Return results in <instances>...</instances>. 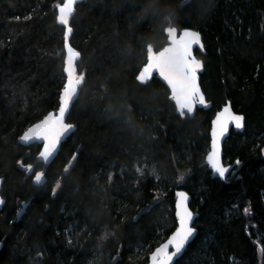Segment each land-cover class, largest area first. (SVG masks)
<instances>
[{
	"label": "trees",
	"instance_id": "16d2710c",
	"mask_svg": "<svg viewBox=\"0 0 264 264\" xmlns=\"http://www.w3.org/2000/svg\"><path fill=\"white\" fill-rule=\"evenodd\" d=\"M58 3L0 0V264H146L176 227L177 190L198 217L175 264H264V0L77 4L70 45L84 81L67 115L74 131L38 187L40 145L18 138L59 106ZM169 26L201 36L199 86L211 106L193 117L176 114L155 77L136 81L147 46L162 48ZM226 103L244 120L223 143V165H235L220 180L205 156Z\"/></svg>",
	"mask_w": 264,
	"mask_h": 264
},
{
	"label": "snow or ice",
	"instance_id": "6c2138e0",
	"mask_svg": "<svg viewBox=\"0 0 264 264\" xmlns=\"http://www.w3.org/2000/svg\"><path fill=\"white\" fill-rule=\"evenodd\" d=\"M188 0H186V3ZM77 0H62V3L56 5L59 15L57 20L65 26V48L67 49V57L63 71L67 74V82L64 84L59 96L58 115L53 116L49 113L40 122L32 125L24 132L19 139L25 143L35 140H43V150L40 156L47 161L56 151L57 145L62 136L73 129L71 123H66V113L69 112L70 105L74 103L78 96V89L84 81L83 73L77 74L74 61L79 57V53L73 50L68 45V34L72 29L69 27L70 17L73 15ZM182 8L184 5L181 6ZM167 32L169 43L162 50L154 51L152 45L147 46V62L137 75L136 79L142 84L146 83L150 78L153 70L159 72V75L167 82L171 92V99L175 102L176 109L181 117L189 115L193 112L194 106L198 103L205 105V97L201 92L200 86L197 83V73L202 67V62L196 59L193 55V45L201 44L200 33L189 29H184L179 32L169 26L165 29ZM244 117L231 112L229 107H225L222 112L218 113L216 119L212 121L211 130V151L207 154V162L217 173L221 179L225 177V173L229 171L220 160V137L227 131L229 122L234 123L237 129L243 127ZM240 163L239 160L236 161ZM28 170L31 171L32 166L28 165ZM67 171V168L65 169ZM139 172L140 169H137ZM42 173H35V181L41 182ZM60 184L57 182L56 188ZM55 193V189H53ZM177 196L180 198L177 201L176 216L179 221V227L168 238L167 242L160 245L151 253V264H173L174 257L178 256L185 247L189 238L193 235L194 229L190 227L192 213L188 210L185 193L179 192ZM4 201L0 199V204ZM245 213L249 210L245 208ZM108 234H105L106 239ZM171 246L172 251H169Z\"/></svg>",
	"mask_w": 264,
	"mask_h": 264
},
{
	"label": "water",
	"instance_id": "95a60500",
	"mask_svg": "<svg viewBox=\"0 0 264 264\" xmlns=\"http://www.w3.org/2000/svg\"><path fill=\"white\" fill-rule=\"evenodd\" d=\"M81 2H82V0H77L76 5L79 4V3H81ZM76 5H75V7H76ZM74 11H75V10H74ZM73 14H74V13H73ZM58 15H59V11H58V9L56 8V22H57L58 25H60V26L63 27V29H64V32H63V53H64L63 69H64L65 60H66V57H67V55H68V53H67V49L65 48V31H66V29H65V26L62 25V24H60L59 21L57 20ZM72 16H73V15H72ZM72 16H71V17H72ZM71 17H70V20H71ZM70 20H69V24H70ZM69 27H70V26H69ZM167 28H168V27H167ZM167 28H166V29H167ZM182 30H184V29H181L180 31H182ZM189 30H191V29H189ZM180 31H178V34H179ZM192 31H194V30H192ZM164 33H165V37H166V43H165V45H164L162 48H160L159 50H162L164 47L168 46V43H169V38H168L167 32L164 31ZM70 36H71V33L68 34V41H67V42H68V45H69L73 50H75V49L70 45ZM200 38H201V36H200ZM201 44H202V41H201ZM153 49H154V48H153ZM159 50H155V49H154V51H159ZM75 51H76V50H75ZM195 51L203 52V49L201 50L200 45H193V55H194V57H195L196 59L200 60L199 58L196 57V55H195ZM79 58H80V55H79V57L74 61L75 65H76V63L78 62ZM200 61H201V60H200ZM146 62H147V48H146V60H145V63H146ZM145 63L141 66V68L139 69L137 75H139V73H140V71L142 70V68L144 67ZM202 71H203V66L201 67V69H200V70L198 71V73H197V83H198V84H199V76H200V74L202 73ZM63 75H64V84H65V83L67 82V74L63 71ZM137 75H136V77H137ZM154 77H155L156 79H158V80H159V81H160V82H161V83L167 88V90L169 91V100H170L171 103L174 105L176 114L179 115V113H178V111H177V109H176L175 102L170 98V97H171V92H170V89H169V87H168V85H167V82L163 80V78L159 75V72H158V71L153 70V71L151 72V74H150V78L148 79V81H147L146 83H148V82H149L152 78H154ZM136 81H137L139 84H142V83H141L140 81H138L137 79H136ZM146 83H143V84H146ZM64 84H63V86H64ZM82 84H83V83H82ZM81 86H82V85H81ZM81 86H80V87H81ZM80 87H79V89H80ZM62 89H63V88H62ZM79 89H78V93H79ZM61 91H62V90H61ZM201 92H202V91H201ZM60 94H61V92H60ZM60 94H59V96H60ZM75 100H76V98H75ZM75 100H74V101H75ZM205 101H206V100H205ZM58 102H59V100H58ZM71 106H72V104L70 105V108H71ZM210 106H211L210 103H208L207 101H206L205 105H201V104H198V103H197V104L194 106L193 112H192L191 114L187 115V116H189V117H193V115H194L196 109L207 110V109L210 108ZM226 106L230 108V110H231L232 113H234V112L232 111L231 107H230V104H229V103H226V104H225V105H224L219 111H217V112L214 114V116H213V118H212V120H211V126H210V131H209V136H210L209 151H211V140H212V137H211V130H212V121L216 119L217 114L220 113V112H222L223 109H224ZM58 108H59V106H58ZM70 108H69V110H70ZM50 113H52L53 116H56V115H58V109H57L55 112H50ZM68 113H69V112H68ZM68 113H66V118H65V122H66V123H67V115H68ZM48 114H49V113H48ZM48 114H47V115H48ZM234 114H236V115H240V114H237V113H234ZM47 115H46V116H47ZM179 116H180V115H179ZM241 116H242V115H241ZM44 117H45V116H44ZM44 117H43L41 120H43ZM41 120H39L38 122H40ZM38 122H36V123H38ZM36 123H34V124H36ZM34 124H33V125H34ZM31 126H32V125H31ZM31 126H29V127H31ZM29 127H28V128H29ZM28 128H27V129H28ZM27 129H26L25 131H27ZM231 130H233L234 132H241V131L243 130V127L237 129V128L235 127L234 123H232V122H229V123H228V125H227V131L224 133L223 136L220 137V140H219V146H220V160H221V163H222V146H223V143L225 142L226 138L229 136V133H230ZM25 131H24V132H25ZM73 131H74V127H73V129H72L70 132H68L67 134H65L64 136L61 137L60 142H59L58 145H57V148H56L55 153H54L53 156H51L47 161H45V160L43 159V157L40 156V152L43 150V145H44L43 140H35V139H33L32 141H29L28 143H25V142L21 141V140L18 138V142H19V144L22 145V146H29V145H32V144H35V143H37V144L40 145V151H39V154H38V156H37V161L43 164V169H42L41 171H38V172L42 173L43 175H42V179H41V182H40V183H37V182L35 181V175H34V177H33V184H34V185H37L38 187H40V186L44 183V181H45V177H44L45 169H46L47 166L53 161V159L56 157V155H57V153H58V151H59L60 145H61V144H62V143H63V142H64V141H65V140H66V139H67V138L73 133ZM24 132H23L20 136H22V135L24 134ZM209 151H208V152H209ZM207 154H208V153H207ZM207 154H206V156H205V164H206L207 168L209 169V171L211 172L212 176H213V177H218L220 180H224V179L228 176V174L231 172V170H232V168H233V166H234L235 164H233V165H224L225 167H228V168H229V171L226 172V173H225V177H224L223 179H221L220 176H219L217 173H215V172L213 171V169L211 168V166L208 164V162H207ZM222 164H223V163H222ZM2 181H3L2 178H0V188H1ZM179 192L185 193V192L182 191V190H177V191H175V193H174V196H175V203H174V218H175V221H176V227H175V229L173 230V232H175L176 228L179 227V221H178V218H177V216H176V212H177V207H176V206H177V201H178V199H180V198L177 196V193H179ZM185 194H186V196H187V201H186L185 203H186V205H187L188 210L192 213V220H191L189 226L192 227V228L194 229V232H193V235L189 238L188 242L185 244V247H184V249L182 250V252H181L178 256L174 257V259H173V264H175L176 261H178V260L181 258V256L183 255L185 249L187 248V246H188L189 244L192 243V241L195 239V237H196V235H197V230H196L195 227H194V222H195L196 218L198 217V215H197V213H194V212H192V211L190 210V208H189L190 196H189L187 193H185ZM0 199H2V200L4 201V199L1 198V196H0ZM4 203H5V201H4ZM4 203H3V204H0V210L2 209ZM26 205H27V203H24V204L22 205L20 211L17 213V218H19V216L23 213L24 209L26 208ZM173 232H172V233H173ZM172 233H170V234L167 236V238H166L163 242H161L158 246H156V247L151 251V253H152L153 251H155V249L158 248L160 245L166 243L167 240H168V238L172 235ZM0 248H1V243H0ZM169 251H172L171 246L169 247ZM151 253H150L149 256H148V259H147V263H146V264H151Z\"/></svg>",
	"mask_w": 264,
	"mask_h": 264
}]
</instances>
